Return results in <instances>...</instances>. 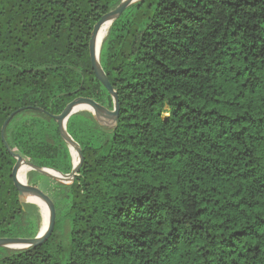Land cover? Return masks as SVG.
Returning <instances> with one entry per match:
<instances>
[{"label": "trees", "instance_id": "1", "mask_svg": "<svg viewBox=\"0 0 264 264\" xmlns=\"http://www.w3.org/2000/svg\"><path fill=\"white\" fill-rule=\"evenodd\" d=\"M121 2L0 0V238L41 227L20 200L22 162L73 170L55 117L77 98L113 114L90 43ZM100 64L118 124L69 119L83 154L73 183L29 178L55 206L53 234L0 248V264H264V0H140Z\"/></svg>", "mask_w": 264, "mask_h": 264}, {"label": "water", "instance_id": "2", "mask_svg": "<svg viewBox=\"0 0 264 264\" xmlns=\"http://www.w3.org/2000/svg\"><path fill=\"white\" fill-rule=\"evenodd\" d=\"M140 1V0H138ZM138 1L135 2H130V0H122L121 4L119 7L111 12L109 15L104 17L94 28L93 34H92V39L90 43V55H91V62H92V67L93 70L98 78V80L105 86V88L108 90L110 95L112 96L114 100V112L112 115H109L106 113L94 100L89 99V98H77L71 103H69L64 111L62 112L61 115L56 116L55 119L59 125L60 131L63 135V138L66 140V142L69 145L71 155L73 158V153L72 149H74L78 156H79V163L77 166L74 165V159H73V170L70 174H63L57 170L50 169V168H39L36 166H33L31 164H27L26 162H22V168L21 172L23 171V168L25 166H29L30 170H35L39 173H42L50 178H53L54 180L61 182L63 184H72L74 181L75 176L78 174L80 167L83 163V154L80 146L73 140V138L68 134L67 131V124L69 122V119L77 114L78 108L81 106H86L91 109L90 113L93 115L95 120L98 122L103 127L107 128H115L118 124L119 120V98L118 94L114 90L111 82L109 81L106 73L104 72L103 68L101 67L100 64V54H101V49L98 48L97 45V37L100 32V29L102 26L106 23H110V28L113 24V22L120 17V15L132 4L137 3ZM109 34V33H108ZM103 46V45H102ZM16 113H13L11 117L6 121L3 127V133L2 137L3 140L5 141V129L10 122V120L15 116ZM47 170H51L53 172H56L60 174L62 177L66 178L67 181H62L58 180L54 177H52ZM21 172L16 180V186L19 191V196L20 200L22 202V199L25 198L27 203L30 204H35L39 205L37 202L32 201L31 199H36L40 201L41 203H44L47 207L48 210V225L45 231L41 234V229L39 230L38 235L35 238H0V248H10L14 250H26L30 248H35L43 243H45L53 234L54 227H55V217H56V209L53 204V202L46 196H40L37 195L34 190L29 188V182L26 186V189L23 187V182L21 181Z\"/></svg>", "mask_w": 264, "mask_h": 264}, {"label": "bare ground", "instance_id": "3", "mask_svg": "<svg viewBox=\"0 0 264 264\" xmlns=\"http://www.w3.org/2000/svg\"><path fill=\"white\" fill-rule=\"evenodd\" d=\"M135 1H138V0H130V2H135ZM109 30H110V23H106L102 26V28L100 29V32L98 34V37H97V45H98V48L101 49L105 39L107 38L108 36V33H109ZM78 113L79 112H90L91 109L89 107H86V106H81L77 109ZM72 153H73V159H74V165L77 166L78 163H79V156L77 154V152L72 149ZM32 172H37L35 170H32L31 171H28L22 178H21V181L23 182V187L24 189H26V186L29 182V178L32 174ZM47 172H49V174L58 179V180H62V181H67L66 178L62 177L60 174L56 173V172H53L51 170H47ZM31 181V180H30ZM32 201L34 202H37L36 199H31ZM22 203L23 204H30V203H27V201L25 200V198L22 199ZM34 205V207L36 208V213L39 215L40 219H41V234L45 231V229L47 228V225H48V213L46 214V217L43 215V213L40 211V209L38 208L37 205L35 204H32Z\"/></svg>", "mask_w": 264, "mask_h": 264}, {"label": "rangeland", "instance_id": "4", "mask_svg": "<svg viewBox=\"0 0 264 264\" xmlns=\"http://www.w3.org/2000/svg\"><path fill=\"white\" fill-rule=\"evenodd\" d=\"M39 173V172H38ZM40 174H42V173H40ZM67 182H69V181H67Z\"/></svg>", "mask_w": 264, "mask_h": 264}]
</instances>
